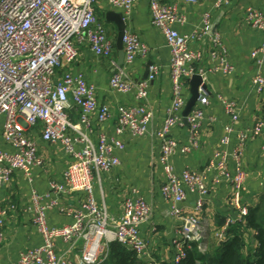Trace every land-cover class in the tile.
I'll return each instance as SVG.
<instances>
[{"label":"built area","instance_id":"obj_1","mask_svg":"<svg viewBox=\"0 0 264 264\" xmlns=\"http://www.w3.org/2000/svg\"><path fill=\"white\" fill-rule=\"evenodd\" d=\"M99 0H0V133L9 149L0 147V197L3 186L16 171L32 180L33 170L44 164L36 142V130L50 144H61L69 157L61 180H51L44 192L31 194L32 223L41 237V243L20 254L18 264H105L112 242H118L146 264H159L151 258L149 243L141 227L153 220L154 208L138 188H132L123 203L121 216L114 217L105 205H99L94 175L111 172L121 165L117 154L125 148L116 136L99 134L92 138L91 116L97 114L101 123L112 117L109 106L100 105L96 88L82 74L71 70L57 77V69L74 63L79 48L88 45L98 57L111 58L115 45L106 29L97 21L95 5ZM139 0H110L114 10L129 14ZM190 3L196 0H187ZM232 0H215L214 6L229 5ZM152 25L163 34L171 52L172 99L167 117L156 136L162 141L160 164L164 180L161 185L163 200L170 205V213L180 222L178 238L173 241V264H182L191 244L196 243L202 254L208 252L207 223L200 218L206 204L209 186L204 173L185 169L178 173L172 163L181 150L191 154L201 148L204 122L202 107H194L187 117L182 115L187 103L186 83L195 75L205 79L209 73L233 75L236 68L230 61L227 47L218 31L210 23L209 13L202 16V26L190 34H182L177 26L186 23L175 5L163 0H149ZM246 22L263 34V43L251 52L258 66L253 85L258 93L264 91V15L254 7L246 10ZM207 35L214 64L208 70L195 64L202 53L190 48L192 40ZM125 63H133L149 53L148 47L137 36L125 33L123 38ZM159 74V67H149L147 79L135 82L123 67L117 66L110 79L113 91L128 94L135 91L136 100H146L150 84ZM221 99L231 123L217 149L207 163L206 171L215 172L214 184H228L232 188L234 213L226 218L217 234L220 243L226 242V231L232 225L244 223L249 214L242 193L246 180L243 155L250 139L264 130V120L251 128L237 129V104ZM206 105V98H201ZM75 105L79 109L78 122L70 119L68 111ZM154 113L145 104L123 105L118 108L116 134L130 133L144 136L149 130ZM188 128L187 142L182 146L171 137L173 128ZM237 136L236 146L230 150L231 137ZM188 191L199 194L192 216L186 215ZM78 193L81 200L76 207L63 204L68 195ZM59 209L71 217L61 227L49 223V214ZM6 209L0 202V247L4 241ZM197 264H201L200 261Z\"/></svg>","mask_w":264,"mask_h":264},{"label":"crops","instance_id":"obj_2","mask_svg":"<svg viewBox=\"0 0 264 264\" xmlns=\"http://www.w3.org/2000/svg\"><path fill=\"white\" fill-rule=\"evenodd\" d=\"M214 2L215 0H196L194 3L187 0H163L166 5H175L179 14L186 17V23L177 26L182 34H190L201 28L202 16L209 13L213 30L221 34L230 61L236 68L233 75L209 73L202 79L207 93L202 90L201 85L200 97L194 107H202L206 118L212 117L214 120L204 122L199 150L191 154L179 150L172 159L178 173L191 169L206 175L209 192L200 218L207 223V245L210 252L220 246L217 234L223 229L226 218L234 213L231 204L232 188L228 184L215 185V172L206 171L208 161L220 147L224 128L231 123L219 96L236 102L237 129L251 128L258 120H264V91L258 93L254 88L253 79L258 66L251 58V52L262 45L263 34L248 25L245 18L248 7H254L264 15V0H232L229 5L220 8H216ZM95 15L114 41L115 50L112 57H98L88 45H82L77 60L69 66L57 69V77H61L66 70L82 74L86 81L96 88L98 103L109 106L112 112L111 119L106 123H101L97 114L91 116L93 140L97 142L99 134L103 133L116 136L125 145L124 150L117 153L121 160L119 167L111 172H99L94 175L99 205H105L111 215L119 217L125 198L132 188H138L154 208L152 222L141 227V233L149 243L151 258L159 264H173V241L178 238L180 222L171 215L170 205L161 195L160 189L164 180L160 164L162 141L156 136L167 117L172 99L171 52L161 31L152 25L149 0H139L129 14L114 10L110 0H99L95 5ZM120 20L125 24V33L137 36L149 49L147 56L138 57L129 65L125 63V54L122 59L116 47ZM190 48L203 55L195 64L196 67L208 70L213 66L214 61L210 56L211 44L207 35L192 40ZM152 64L158 65L159 74L150 84L146 100H136L135 91L121 94L111 89L110 79L117 66L123 67L132 81L140 82L147 79ZM185 92L188 102L192 96L190 80L186 83ZM203 97L208 101L206 105L201 102ZM137 104H145L154 113L147 134L135 137L126 132L117 135L115 129L118 108ZM68 113L71 121H79L80 112L75 105ZM36 133L39 154L44 164L33 170L32 180H28L21 171L14 172L11 180L1 190L0 202L6 209V218L3 228L4 241L0 247V264H18L23 251L41 243V237L32 223V191L44 192L51 180H61L69 162L61 144L44 142L40 137V127H37ZM170 135L182 146L187 142L188 128H173ZM236 144L237 136L233 134L230 150ZM0 147L9 149L1 133ZM243 165L246 171L243 202L249 211L260 206L264 209V130L248 141L244 150ZM198 199V193L188 191L184 207L186 215L195 214L194 206ZM80 200L81 195L73 193L63 199V204L76 207ZM70 222L71 217L59 209H54L49 214V223L52 226L61 227ZM244 240L248 246H258L254 230L247 231ZM139 261L146 264L145 260Z\"/></svg>","mask_w":264,"mask_h":264},{"label":"trees","instance_id":"obj_3","mask_svg":"<svg viewBox=\"0 0 264 264\" xmlns=\"http://www.w3.org/2000/svg\"><path fill=\"white\" fill-rule=\"evenodd\" d=\"M254 230L258 246L246 244L244 234ZM226 242L206 254L199 252L197 244L192 243L187 258L182 264H264V209L262 206L249 211L244 223H237L226 231ZM254 250V251H253ZM105 264H141L135 252L118 242L110 244Z\"/></svg>","mask_w":264,"mask_h":264},{"label":"water","instance_id":"obj_4","mask_svg":"<svg viewBox=\"0 0 264 264\" xmlns=\"http://www.w3.org/2000/svg\"><path fill=\"white\" fill-rule=\"evenodd\" d=\"M121 18L122 17L120 16V19ZM118 25H119V34H118V37H117V40H116V47H117V49H118V51L120 53L121 58L123 59L124 58L123 38H124V35H125V24H124L123 21L120 20V23ZM190 83L192 84V96L189 99V101L186 103V106H185V108L183 110V113H182L186 125H188L187 124V117L192 112V110H193L198 98L200 97L199 87L202 85L203 80H202V78L200 76L195 75L194 77H192L190 79ZM202 90L205 93H207L206 85H202Z\"/></svg>","mask_w":264,"mask_h":264}]
</instances>
